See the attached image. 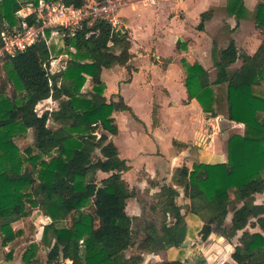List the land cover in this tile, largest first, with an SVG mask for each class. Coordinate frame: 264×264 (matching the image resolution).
Returning <instances> with one entry per match:
<instances>
[{"label":"trees","instance_id":"obj_1","mask_svg":"<svg viewBox=\"0 0 264 264\" xmlns=\"http://www.w3.org/2000/svg\"><path fill=\"white\" fill-rule=\"evenodd\" d=\"M19 1L39 2L0 0V44L2 31L22 22L14 13ZM64 1L74 6L86 2ZM212 11L202 14L200 27ZM245 11L244 0H230L229 14L240 20ZM254 19L264 30V0ZM27 21L33 22L30 17ZM64 38L71 57L60 72L51 73L49 67L52 55L62 50L43 40L4 58L0 67L4 72L0 77L1 244L22 235L15 222L40 210L50 222L44 225L41 243H31L23 253L25 264H41V249L47 252L46 264H141L142 255L125 254L134 245L133 218L126 207L135 191L123 177L130 166L110 138L119 131L114 112L133 111L122 96L107 99L102 78L104 68L128 65L130 38L126 32H112L105 21L75 34L65 30ZM239 58L241 66L232 69ZM183 65L189 98L212 116L244 124L245 131L230 136L226 162L197 160L191 168L184 165L174 179L176 187H161L157 195L161 226L149 223L150 231L138 247L149 251L153 246L160 250L183 245L188 234L186 213L176 201L183 195L190 200L187 212L203 223L202 240L218 232L231 241L241 233L227 264H264V203H257L255 197L264 193V96L257 89L264 87V41L255 53L240 54L231 40L215 60L218 76L213 83L201 64L184 60ZM88 80L92 88L85 91ZM48 98L58 101V108L39 115L37 104ZM49 120L55 126L48 125ZM30 130L32 146L21 150L16 138ZM98 171L109 175L98 180ZM91 206L104 212L88 213ZM248 227L259 230L251 232ZM154 264L188 263L175 259Z\"/></svg>","mask_w":264,"mask_h":264},{"label":"crops","instance_id":"obj_2","mask_svg":"<svg viewBox=\"0 0 264 264\" xmlns=\"http://www.w3.org/2000/svg\"><path fill=\"white\" fill-rule=\"evenodd\" d=\"M121 1H124L120 9L123 30L131 41L130 60L125 66L104 68L102 78L107 85L105 91L107 99L118 100L119 96H122L133 111L127 112L140 126L134 125L136 132L132 135L133 154H124L121 145L116 142V138L121 135V126L117 123L118 116L125 111L114 112L119 131L110 138L118 147L120 157L130 166L123 173V177L135 194L138 189L134 187L132 176H140L138 173L143 169L155 175L157 174L155 163L164 161L162 164L158 163L159 172L162 174L159 178L164 177L166 183L161 181L163 184L156 193L157 199L163 185L177 186L173 180L171 182L169 180L166 163L170 167L187 165L191 168L197 160L205 163L226 162L227 142L230 136L244 133V124L236 123L224 116H212L204 112L196 99L189 98L185 85L187 73L183 61L201 64L208 71L209 79L213 83L218 76L215 60L219 58V51L231 40L235 41L240 54L255 53L264 39L255 20L250 21L247 16L254 18L260 0H244L246 11L240 20L229 14L230 0H157L156 4H145L143 0ZM210 10L213 11L204 21L203 28L200 27L202 14ZM62 60V55L53 59L52 73L66 68L68 61ZM240 61L242 64V59L239 58L231 68H239L241 64L234 68L233 66ZM107 80H110L111 84ZM126 86L144 94L148 106V119L140 117L138 108L132 103L136 93L126 92ZM43 102L53 104L56 100L48 98ZM155 104L158 110L157 121L153 117ZM46 108L49 111L57 109L58 103L57 107ZM178 116H181V119H177ZM223 122L230 124L226 128H221ZM235 127L239 130L228 136ZM219 131L224 133L219 134ZM225 134L226 151L220 141ZM175 141L187 146L180 148ZM164 144L170 153L168 157L164 152ZM150 160L154 161V164L150 163ZM99 173H103L105 177L109 175L102 171H98ZM135 194L131 198L135 197ZM255 197L257 203H264V193L256 194ZM131 198L127 201L126 211ZM27 218L39 225L40 240H31L28 236L30 233L21 226L25 218L18 220L13 226L23 233L6 246L1 244L0 239V264H25L22 255L29 245L41 243L43 228L50 222L49 217L43 215L40 210H34ZM252 229L251 232L259 230ZM237 244L233 245V251ZM231 254L226 258V264L230 262Z\"/></svg>","mask_w":264,"mask_h":264},{"label":"rangeland","instance_id":"obj_3","mask_svg":"<svg viewBox=\"0 0 264 264\" xmlns=\"http://www.w3.org/2000/svg\"><path fill=\"white\" fill-rule=\"evenodd\" d=\"M23 3V2H22ZM248 20L254 21L255 19L253 16H247ZM260 34L262 35L264 39V30L260 28ZM53 45L56 47V50H62V53L59 55L53 54L52 59L50 61V71H51V62L56 57H63L62 62L68 61L70 59V54L68 53V49L64 36L57 35L55 36L52 41ZM217 51V50H216ZM218 52V51H217ZM239 64H241V61L238 62L233 66L237 67ZM3 65V62H0V67ZM67 66V65H66ZM56 67V66H55ZM52 73V71H51ZM0 77H4V72L2 69H0ZM108 81V80H107ZM108 82L111 81L109 80ZM91 80H88L87 84L85 85L84 90L88 91L91 87ZM259 92L262 93L264 96V87H258L257 88ZM126 92L129 94H132L135 92V98L132 100V103L136 105V108H138L140 117L144 120L148 119V106H146L147 101L144 97V94L141 92H136L132 87H125ZM8 93H11V87L8 88ZM178 95L176 94V98ZM47 103V104H46ZM43 102L41 101L37 106V112L42 114L44 111H46L47 106L57 107L58 101L55 103L51 102ZM157 104L154 106V112L153 117L154 120L157 121ZM181 116H178L180 118ZM181 119V118H180ZM117 123L121 126V135L116 138V142L121 145L122 152L124 154H133L132 147V135L136 132L134 125L139 123L133 119L131 114L127 111L120 113L118 116ZM228 122H223L221 125V128H226L228 126ZM48 125L55 126L52 122V120L48 121ZM140 126V125H139ZM239 128L235 127L233 130H231V135L233 132L238 131ZM224 133V131H219V134ZM226 134L222 141L224 151H226ZM16 143L19 145L21 150H25L27 147L32 146L33 143V132L30 130L26 136L18 137L16 138ZM164 152L166 156L170 154L165 146ZM126 152V153H125ZM36 153V152H34ZM122 153V154H123ZM126 157V156H124ZM185 160V158H184ZM154 161L150 160V163H153ZM160 162V161H159ZM155 163V169L157 174H150L147 173L145 169L140 170L138 174H141L140 176H132V182H134V187L138 191L135 194V197L131 198L128 203V213L133 218V238H134V245L126 250L125 254L126 256H133V255H142L143 261L141 264H154L158 261H164V260H174L179 259L185 263L188 264H226V258L231 254L233 251V245L237 244L239 242V236L241 233H239L236 237H234L231 241V243L227 240H225V237H222L218 232H214L211 234V236L206 239L202 240L200 235V230L202 227V221L199 219L198 216L187 212V205L189 204L190 200L180 195L177 197L176 201L179 205L182 206V212L186 213V221L188 226V234L187 238L184 241L183 245L181 247H170L166 249H160L158 250L155 246L152 247L149 251H144L138 247L140 242L145 239L149 233L148 225L149 223L154 224L157 228L161 226L162 220H163V213L159 206H157V199H156V193L159 190V186L162 185L164 182V177H162V174L159 172L160 167L158 166V163ZM164 161L160 162L162 164ZM154 164V163H153ZM183 166H173L170 167L169 164L166 163V170L167 174L169 176L170 182L175 178L179 177L180 169ZM97 179L100 180L105 177V175L102 173L97 172L96 174ZM130 178V177H129ZM163 180V183L161 182ZM156 186V187H155ZM36 211V210H35ZM88 213L92 212H99L103 213L104 210L102 209H96L94 206L88 207L86 209ZM34 212V211H33ZM40 214V213H38ZM36 217L38 215H35ZM232 216V213L228 216V222L230 221ZM42 225V224H41ZM26 231L30 233L28 235L31 240L33 241H39L40 240V227L38 224H35L32 222L30 218H25L23 220V224H21ZM248 230L253 231L252 228L248 227ZM38 256L40 259L41 264H46L47 261V252L46 250H40L38 252Z\"/></svg>","mask_w":264,"mask_h":264},{"label":"built area","instance_id":"obj_4","mask_svg":"<svg viewBox=\"0 0 264 264\" xmlns=\"http://www.w3.org/2000/svg\"><path fill=\"white\" fill-rule=\"evenodd\" d=\"M143 2L156 4L157 0ZM123 5L124 1L121 0H86L82 6L69 5L64 0H39L37 4L19 1L14 5V13L22 22L13 29L2 31L0 62L6 57H15L39 40L50 46L55 36H65V30L75 34L84 26L93 27L98 21L107 22L112 32H124L120 17ZM29 17L33 20L31 24L27 21Z\"/></svg>","mask_w":264,"mask_h":264}]
</instances>
